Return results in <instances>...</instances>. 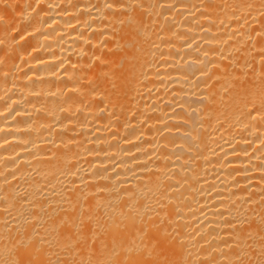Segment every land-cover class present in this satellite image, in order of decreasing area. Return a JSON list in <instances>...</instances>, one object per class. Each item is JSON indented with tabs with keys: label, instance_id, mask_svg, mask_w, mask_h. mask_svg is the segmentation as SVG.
<instances>
[{
	"label": "bare ground",
	"instance_id": "6f19581e",
	"mask_svg": "<svg viewBox=\"0 0 264 264\" xmlns=\"http://www.w3.org/2000/svg\"><path fill=\"white\" fill-rule=\"evenodd\" d=\"M0 264H264V0H0Z\"/></svg>",
	"mask_w": 264,
	"mask_h": 264
}]
</instances>
